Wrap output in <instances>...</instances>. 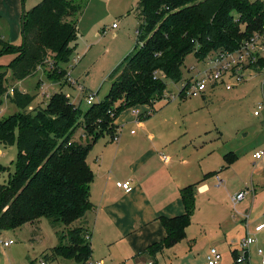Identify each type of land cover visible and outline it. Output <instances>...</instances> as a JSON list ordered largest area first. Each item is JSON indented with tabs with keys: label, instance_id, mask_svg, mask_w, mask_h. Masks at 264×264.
I'll return each instance as SVG.
<instances>
[{
	"label": "trees",
	"instance_id": "1",
	"mask_svg": "<svg viewBox=\"0 0 264 264\" xmlns=\"http://www.w3.org/2000/svg\"><path fill=\"white\" fill-rule=\"evenodd\" d=\"M80 9L77 0H40L23 12L25 30L20 47L0 35V54L18 50L11 62L0 63V98L6 95L20 107L0 117V144L17 140L19 148L16 169L0 182V234L42 216L53 223L72 224L62 230V240L52 248V258L62 255L92 264V230L85 216L93 206L94 172L88 159L93 143L106 133L114 138L115 118L124 109L154 103L163 96L167 79L185 77L183 63L189 53L201 59L218 48L234 49L243 38L261 30L264 0H137V45L110 72L105 97L86 109L73 92L64 89L74 84L69 80L68 66L75 50L73 42L80 34L76 17ZM241 23L245 24L244 32ZM263 61L255 62L256 69L264 66ZM46 62L50 64L47 76L59 83V89L46 103L29 108L36 94L9 85V69L11 80L23 79ZM79 127L86 142L72 139ZM225 158L228 165L234 154L227 153ZM4 169L0 164V170ZM216 173L214 170L206 176ZM195 190L196 183L182 186L185 211L161 216L166 235L144 249L155 256L150 264H160L156 253L186 236L196 209ZM235 254L238 261L236 250ZM248 256L245 253V264H250Z\"/></svg>",
	"mask_w": 264,
	"mask_h": 264
},
{
	"label": "rangeland",
	"instance_id": "2",
	"mask_svg": "<svg viewBox=\"0 0 264 264\" xmlns=\"http://www.w3.org/2000/svg\"><path fill=\"white\" fill-rule=\"evenodd\" d=\"M38 1L40 0H0V13L10 20V24L13 23L9 36V42L13 45L20 47L23 42L24 10L30 9ZM77 2L81 6L76 14L80 34L73 42L75 50L70 65L67 63L66 67L68 66L72 76L79 79L82 87L75 86L74 98L78 102L81 100V107L86 109L90 105L86 96L94 93L95 100L104 98L111 84L110 72L136 47L139 17L136 13L137 0ZM113 22H117L118 26L113 27ZM240 28L243 31L245 24L241 23ZM17 54V49L0 54V63L8 64ZM203 66V62L194 52L189 53L183 63L184 76L196 73ZM49 67V62H46L34 74L13 80L12 71L9 69V85L13 83L20 89L36 94L29 108L46 103L51 93L59 89V83L47 76ZM263 80L262 71L249 70L247 78L241 84L232 88L223 85L209 91L206 98L203 95L177 94L169 101L158 99L154 103L153 114L147 117H137L134 110L136 106L126 108L115 118L118 139L106 133L93 143L88 155L94 172L92 199L100 197L105 185L113 186L117 180H124L129 172L128 158L135 151L134 140L142 139V147L150 149L152 141L149 134H153L154 140L159 143L158 149L164 148L162 158L176 152V172L182 173L186 170V159L191 161L193 169H198L197 174L200 177L211 168H217V171L224 168L220 172L223 178L220 185L216 184L217 178L213 176L206 180L210 189L205 193H199L196 186V209L186 236L178 242L174 250L166 247L156 253L160 264H208L206 256L211 246H216L222 252L219 264H245L246 261L236 260L235 250L238 254L248 253L250 264H261L257 249L259 246L264 248V229L256 230L255 226L262 220L264 212V169L254 167L252 150L256 146L264 148ZM179 86L180 82L167 79V89L170 91L178 92ZM68 88L72 87L68 85ZM259 104L263 106L259 108ZM258 108L261 113L255 115L254 111ZM19 109L6 95L0 98V117ZM239 130L244 135L240 139V156L226 168L227 163L218 147L231 142ZM82 132L83 128L79 127L72 139L86 142ZM174 136L175 143H170ZM165 143H169L168 147H163ZM18 153L17 140L13 144H0V164L5 166L4 170H0V182L6 181L16 169ZM157 159L159 160V156ZM165 174L167 175L166 172ZM163 181L165 177L161 178V182ZM253 186H256V190ZM241 190H247L246 196L235 203L233 197ZM89 214L92 215V211ZM87 221L92 230L93 222ZM71 225L53 223L50 218L42 216L34 222L7 228L12 230L11 235L17 240V244L10 252L0 250V264H38L40 260H46L48 264H83L75 258L62 255L52 258V248L62 240V230H67ZM4 231L5 229L0 238ZM248 232L255 234L258 240L249 250H243L240 243ZM195 234L199 235L198 239H192ZM149 255L155 260V256L150 253ZM121 257L120 252L113 251L110 254V246L105 241L99 237L94 239L90 263H138L132 256Z\"/></svg>",
	"mask_w": 264,
	"mask_h": 264
},
{
	"label": "crops",
	"instance_id": "3",
	"mask_svg": "<svg viewBox=\"0 0 264 264\" xmlns=\"http://www.w3.org/2000/svg\"><path fill=\"white\" fill-rule=\"evenodd\" d=\"M12 24V22L10 24V20L6 16L0 13V35H3L8 41L13 28ZM70 76L72 79L76 80V83H70L69 86L72 88L69 89L68 85H66L64 89L65 91L74 93L73 89H76L75 86L81 84L78 78L72 76V73ZM221 86L223 85H214L202 95L206 98L209 91L215 90ZM154 103H156V101ZM154 103L136 104L135 108L138 109V112L135 111L137 117L142 118L143 115L151 112V109L154 110ZM139 107H141V109ZM153 112L154 111H152L150 115H152ZM149 137L152 141L151 148L144 149L142 147L144 146L142 144L143 140L137 138L134 140L135 151L132 152V156L128 158L130 160L128 163L129 172L124 177V180L130 179L133 188L127 191L117 186L116 183L113 186L105 185L99 198L92 199L91 196L93 206L87 211L85 216L87 225L89 224L87 220H89L90 223L93 222L91 236L92 246L94 245V239L99 237L110 246V254L116 251L121 253V258H131L130 256H132L138 262L136 264H150L153 261V258L147 253L148 251H144V249L166 235V229L163 225L161 216H172L185 211V205L181 196V187L189 183H196L197 191L203 194L210 189L206 180L215 176L210 174L206 176V173L214 170L217 171V168H211L204 172V176L200 177L201 175L197 174L198 169H193L191 161L186 159V170L182 173L176 172L174 169V167H176V152L172 156L170 155L168 159L162 158L164 148L158 149L157 144L159 143L154 140L155 137L153 134H149ZM243 137L242 130H239L235 133V136L232 137L231 142L218 147L219 153L222 154L225 161L226 154L233 153L234 162H236L240 156L239 148L240 144H242L240 139ZM175 141L176 137L174 136L170 140V143H175ZM168 144L165 143L163 147H168ZM181 146H183L182 142ZM260 149L264 148L258 146L254 147V150H252V158L254 159L253 163L255 168L260 167L264 169V154L260 158L254 156L255 151ZM180 153L181 152L178 153V157H180ZM157 156H159V160ZM209 162L208 160V163ZM225 167L228 168L229 164H225ZM223 169L224 168H221L220 171H217V174H220ZM162 177H165V181L163 182H161ZM201 180L204 181L200 183ZM215 182L217 185L221 184L216 179ZM253 188L256 190V186H253ZM90 211H92V215L89 214ZM89 226L91 225H88V227ZM32 230H34V228H32ZM11 231L5 229L4 235L0 240L14 238L11 235ZM198 236L199 235L195 234L192 239H198ZM14 240L15 241L9 245L2 246L3 244L1 243L0 250L7 252L12 251L17 244V240L15 238ZM177 244L178 242L170 248H175Z\"/></svg>",
	"mask_w": 264,
	"mask_h": 264
},
{
	"label": "built area",
	"instance_id": "4",
	"mask_svg": "<svg viewBox=\"0 0 264 264\" xmlns=\"http://www.w3.org/2000/svg\"><path fill=\"white\" fill-rule=\"evenodd\" d=\"M112 26L117 27L118 23L113 22ZM262 58H264V24L261 30H256L251 35L243 38L238 47L234 49L218 48L206 54L204 58H201V61L204 64L203 67L199 68L196 73L188 74V76L176 81L180 82L178 92L170 91L166 88L161 98L170 100L176 97L177 94L202 95L210 87L217 84H222L228 88H232L247 78L249 70L258 71L254 64ZM260 71L264 73V66L260 69ZM69 80L76 83V80L72 79L71 76L69 77ZM79 87L82 86L80 85ZM262 87H264V80L262 81ZM9 91L12 93L13 87H10ZM86 101L89 104L94 102V93L88 94L86 96ZM262 106V104L258 105L259 108ZM259 108L254 111L256 115L261 113ZM134 110L138 112L137 108H134ZM114 139H118V134L114 136ZM263 154L264 149H260L255 151L254 156L260 158ZM164 158L168 159L169 157L164 156ZM215 177L218 182H222L223 178L220 174L216 173ZM116 184L127 191L133 188L131 180L128 179L117 180ZM246 193L247 192L245 190L239 191L236 195H234V201L237 202V200L244 198ZM255 229H264V212L262 213V220L256 224ZM257 240L258 239L255 234L248 232L246 237L241 240L240 247L243 250H249L251 245L254 242H257ZM14 241V238L0 240L3 245H9ZM257 252L261 256L260 263L264 264V248L259 246ZM206 257L208 264H219L222 259V252L216 246H211ZM237 259L242 262L245 259V254H239ZM38 264L48 263L46 260H40ZM97 264H101V261H98Z\"/></svg>",
	"mask_w": 264,
	"mask_h": 264
},
{
	"label": "water",
	"instance_id": "5",
	"mask_svg": "<svg viewBox=\"0 0 264 264\" xmlns=\"http://www.w3.org/2000/svg\"><path fill=\"white\" fill-rule=\"evenodd\" d=\"M24 30H25V19L23 18L22 19V31L24 32Z\"/></svg>",
	"mask_w": 264,
	"mask_h": 264
}]
</instances>
